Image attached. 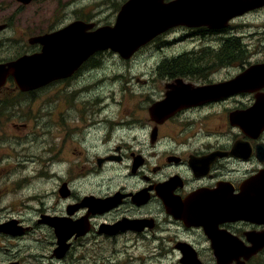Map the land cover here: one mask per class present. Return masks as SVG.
Wrapping results in <instances>:
<instances>
[{"label":"flooded vegetation","instance_id":"obj_1","mask_svg":"<svg viewBox=\"0 0 264 264\" xmlns=\"http://www.w3.org/2000/svg\"><path fill=\"white\" fill-rule=\"evenodd\" d=\"M15 2L17 7L13 11L6 0L0 3V50L10 40L7 34L12 29L27 32L36 28L23 41L27 44L22 53L25 55L42 51L41 43L30 42L33 36L57 32L76 21L95 24L86 33L103 25L85 7L70 10L74 0ZM30 6L33 20H20ZM250 16L264 17V7L232 19L225 28L206 27L208 33L203 27H182L156 36L142 47L153 50L147 55L155 60L147 70L149 75L153 72L151 79L144 81H150L153 89L147 104H93L91 108L97 105L99 111L93 110L88 118L81 117L79 125L63 124L54 139L45 137L38 147L47 151L54 142L53 150L49 151H53L54 157L60 151L68 154L72 147L75 150V145L78 146L75 153L80 154L84 178L65 175L63 163L55 161L58 163L51 174L54 181L41 179L50 185L47 190L22 196L20 186L0 187V264H28L30 256L36 257V253L49 249L56 260L65 262L70 256L79 259L90 252L92 245L97 247L99 241L109 246L112 242L115 246L111 249L118 253H129L141 243L145 251L158 252L160 257L176 254L177 261L171 264H183L181 258L187 250L197 252L202 264H218L216 251H249L263 243L264 21L262 26H254L249 22L254 21ZM177 40H183L182 45L188 40L198 42L168 52ZM107 53L120 56L109 49L98 51L69 75L26 91L9 77L0 88L3 135L11 137L13 127H29L34 118L36 126L43 121L39 112L42 104H27L23 111H17L20 104H9L16 96L41 101L43 93L61 85L62 90H70L68 100L74 102V97H70L73 80L98 72ZM140 54L136 52L134 56ZM165 61L178 64L179 68L164 69ZM251 73L255 75L253 79ZM155 77L160 81L159 87L154 85ZM93 80L78 87L76 93L90 91ZM171 84L175 86L170 88ZM168 91L172 100L164 102ZM156 104L181 105L170 112L155 110ZM77 106L81 108L80 104ZM70 108H74L73 104H67V113ZM48 110L45 107L43 112ZM62 114H66L64 107L55 111L54 119L63 118ZM20 119L27 122H17ZM83 131H92L98 143L89 145ZM59 136L61 143L57 144ZM7 158L9 162H17H10L0 170L8 179L13 170L26 168L21 156L9 153ZM50 162L47 160L45 164ZM34 168V173L44 172L37 165ZM27 177L26 174L24 179ZM119 178V183L113 185ZM17 188L18 200L10 202L12 190ZM51 196L55 199L53 203L42 200ZM20 198L39 201V207L33 208V219L27 221L12 213L25 205ZM93 200L101 205L94 206ZM59 218L66 219L68 228L78 220H85L80 231L78 226L65 234L62 257H57ZM122 238L127 242L125 246L118 245ZM78 249L80 253L74 255ZM203 254L209 258L205 259ZM263 254L264 246L246 264ZM109 260L113 264L132 260L134 264V255ZM155 261L158 263L159 257ZM82 262L85 261L79 264Z\"/></svg>","mask_w":264,"mask_h":264},{"label":"rangeland","instance_id":"obj_2","mask_svg":"<svg viewBox=\"0 0 264 264\" xmlns=\"http://www.w3.org/2000/svg\"><path fill=\"white\" fill-rule=\"evenodd\" d=\"M10 5V11H13L17 7V3L15 0H6ZM124 0H74L73 5H71L70 10L82 9L83 7L87 8L92 17H96V20H101L102 24H110L114 21L115 15L117 14V8L121 5ZM2 0H0V3ZM51 4L47 6L46 9L50 8ZM32 6L28 7L27 11L21 15L20 20H33L32 16ZM249 21L251 24H258V26H262V22L264 21V17L250 16ZM248 23V22H247ZM256 31V29H254ZM36 28H32L27 32L22 31V29H12L11 34H7L10 40L7 39L5 44L2 46L3 48L0 50V55L3 58H12L24 52L27 44L23 41H27L28 37L31 34H34ZM32 32V33H31ZM183 40H177L169 46L170 50L168 52H177L181 49L190 46L194 43H197L198 40L185 42L186 44L182 45ZM153 51L149 48L140 49V55L134 56V54L129 59H123L119 55H113L111 53H107L104 56L102 61V68L100 70L87 73L86 76H80L73 80L74 89H72L70 97H74V102H69L67 92L70 90H62L61 85L55 86L50 92H46L42 94L43 100H36L32 102L31 100H24L21 97H15L10 101L9 104H20L19 109L17 111H23L27 104H42L39 112L41 113V118L43 121L39 125H35V118L30 121L29 127H24L19 125L17 127H13L12 136L7 137L3 135V127L0 126V170L4 169V166L10 164H16V161L10 160L8 161L7 155L10 153L11 155H15L16 157L21 156V162L26 168H21L20 170H13L9 173V179L5 176V174L0 173V187H8L12 184L13 186H20L22 196L26 194H33L34 191H44L43 189L50 188V185H46L43 179H52L51 174H54V165L61 161L63 165L64 174H72L75 177L84 178L85 173L82 170V162L80 161V154L75 153L77 149V145H75V150L72 147L68 154H61L59 152L54 157L53 151L49 152L54 144L49 146L48 150L41 151V148L38 147L42 141H44L45 137L49 140L52 136L57 135L63 129V124L68 125H79L81 117L88 118L90 113L94 111H99L97 105L93 104H147L149 97L152 95V87L150 81L145 83V80H149L152 77L147 73V70L150 68L151 64L155 62L153 56H148L147 53ZM99 76V77H98ZM97 77V78H96ZM95 79L96 81L94 82ZM102 79V80H101ZM156 79L155 86L159 87L160 81ZM93 80L92 88L87 93H76L77 88L82 86L87 81ZM99 82V83H97ZM91 98L89 101L87 99ZM83 99V100H82ZM87 100V101H85ZM67 104H73L74 108H70L67 113L66 106ZM77 104H80L81 108H78ZM83 104V105H82ZM45 107H48V112L44 113L43 110ZM64 107L66 114H62L63 118L54 119L55 111ZM111 107V106H110ZM109 111H114V109H110ZM38 115V114H37ZM36 115V116H37ZM61 115V116H62ZM1 117V115H0ZM63 119V120H62ZM17 122L23 123L27 122L23 119L17 120ZM31 125H34V128H30ZM84 130V129H83ZM47 131L49 134L46 135ZM76 132V130H75ZM73 134V133H72ZM70 134V135H72ZM46 135V136H45ZM83 137L88 138V144L93 145L98 143V140L93 136V132H85L82 133ZM53 136V139H54ZM76 136V135H74ZM57 144L61 143V136L57 139ZM11 145H10V144ZM78 144V142L76 141ZM53 150V148H52ZM89 158V157H88ZM47 160H51L49 164H45ZM42 161V164H40ZM37 165L41 167L44 172L42 173H34V166ZM27 171V172H26ZM27 174V179H24V176ZM62 175V172H60ZM60 178V177H59ZM42 179V180H41ZM92 179V178H90ZM52 181V182H53ZM120 181L116 179L113 181V185L118 184ZM26 188V190H25ZM15 194L10 195V202L18 200V195L16 193L19 192V188L12 190ZM40 192V191H39ZM37 193V192H36ZM62 199V198H61ZM46 203H53L55 199L53 197H42ZM20 201L25 205L20 206L16 211H12L13 214H19L21 217L29 221L35 217V211L33 208L39 205V201L37 200H26L20 198ZM61 203V200H60ZM59 203V204H60ZM64 205L63 207H65ZM39 207V206H38ZM12 208V207H11ZM13 209V208H12ZM35 234V232H34ZM118 243V245H126L127 242L124 238ZM111 246L107 245V243L98 242V246L95 247L92 245L90 247V252H85L80 256L79 259H75L70 256V258L66 259L64 262L62 259L56 260L52 258L51 249L47 251H42L36 253L37 256H30L28 258V264H79V261L84 260L83 264H113L112 260H109L110 257H118L119 259L126 257L129 255H134V264H171L177 261L176 254L172 255H164L162 257L159 256L160 253H149L144 250L141 243L139 244V248L135 247L134 250H130L129 253L120 252L111 249V247L115 246L112 242ZM120 250H124L121 246H119ZM144 250V251H142ZM35 251V246H34ZM80 253V249H78L74 255ZM160 259L157 263L155 261L156 258ZM169 257V258H168ZM205 259H208L209 256L207 254H203ZM36 258H39L36 260ZM58 259V258H57ZM158 260V259H157ZM132 263V260H130ZM122 262L120 264H131ZM118 264V263H117ZM249 264H264V254L256 257Z\"/></svg>","mask_w":264,"mask_h":264},{"label":"water","instance_id":"obj_3","mask_svg":"<svg viewBox=\"0 0 264 264\" xmlns=\"http://www.w3.org/2000/svg\"><path fill=\"white\" fill-rule=\"evenodd\" d=\"M261 6H264V0H127L119 10L114 26H103L86 33L87 28H92L94 24L87 25L78 21L57 32L32 38L31 42L43 44V51L1 63L0 87L11 75L22 90L36 88L52 79L70 74L89 55L100 49L112 48L124 57H129L141 45L170 27H224L233 17ZM174 86L169 85L170 88ZM170 100L171 92L168 91L165 102ZM168 105H176L175 109H178L181 104H165ZM157 106L156 104L153 108L156 109ZM93 204L97 206L100 203L93 201ZM84 221L81 219L78 225L70 224L69 228L72 230L79 226L80 231L84 227ZM52 224L55 225L54 222ZM57 224L60 243L64 244L66 239H62L61 234L68 231V223L60 219ZM255 253L240 252L237 256H244L245 260H249ZM184 254V263L201 264L196 252L187 250ZM228 254L215 252L218 263L230 264L232 260Z\"/></svg>","mask_w":264,"mask_h":264},{"label":"trees","instance_id":"obj_4","mask_svg":"<svg viewBox=\"0 0 264 264\" xmlns=\"http://www.w3.org/2000/svg\"><path fill=\"white\" fill-rule=\"evenodd\" d=\"M204 31H205V33H208L209 31H208V29H206V27H203L202 28ZM193 31V30H192ZM208 31V32H207ZM162 67L164 68V69H174L175 67H178L179 68V66H178V64H175V63H170V62H167V61H165L163 64H162ZM177 68V69H178Z\"/></svg>","mask_w":264,"mask_h":264}]
</instances>
